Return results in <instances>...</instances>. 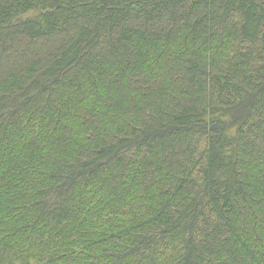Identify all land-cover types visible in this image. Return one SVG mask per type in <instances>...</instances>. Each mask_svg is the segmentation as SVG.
Wrapping results in <instances>:
<instances>
[{
  "label": "trees",
  "instance_id": "16d2710c",
  "mask_svg": "<svg viewBox=\"0 0 264 264\" xmlns=\"http://www.w3.org/2000/svg\"><path fill=\"white\" fill-rule=\"evenodd\" d=\"M0 264H264V0H0Z\"/></svg>",
  "mask_w": 264,
  "mask_h": 264
}]
</instances>
